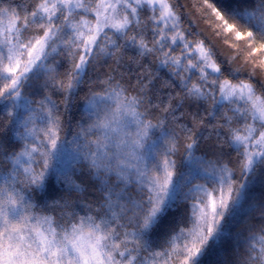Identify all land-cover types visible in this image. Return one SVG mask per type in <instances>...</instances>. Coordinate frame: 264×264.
<instances>
[{
    "label": "snow or ice",
    "instance_id": "6c2138e0",
    "mask_svg": "<svg viewBox=\"0 0 264 264\" xmlns=\"http://www.w3.org/2000/svg\"><path fill=\"white\" fill-rule=\"evenodd\" d=\"M208 255L264 264V0H0V264Z\"/></svg>",
    "mask_w": 264,
    "mask_h": 264
},
{
    "label": "trees",
    "instance_id": "16d2710c",
    "mask_svg": "<svg viewBox=\"0 0 264 264\" xmlns=\"http://www.w3.org/2000/svg\"><path fill=\"white\" fill-rule=\"evenodd\" d=\"M181 3H185L186 0H180ZM236 3H237V0H223V4L225 7H232V6H236ZM200 26L201 28H206V26L200 22ZM205 35L209 36V38L212 40L213 43L216 44L218 50L225 56L227 55H231L233 53V50L232 49H229L227 47V45H225L223 43L222 40H220L219 38H216L214 36L211 35V33L209 31H205ZM240 43H243V42H240ZM111 64V62H109ZM107 68V66H106ZM130 69L131 71H129V66H125L124 68L120 69V71H123L125 73L126 76L128 75H134L135 72H136V66L133 64V65H130ZM163 75V72L161 73ZM159 87V85H157ZM55 98V97H54ZM77 113H76V110L73 109L69 114V118H72L74 116H76ZM205 135H207V133H205ZM261 192V185L260 184H256L253 188V193L257 196H259ZM243 225L241 224V227ZM216 256L215 255H208V256H205L204 257V264H213V262L216 260Z\"/></svg>",
    "mask_w": 264,
    "mask_h": 264
}]
</instances>
